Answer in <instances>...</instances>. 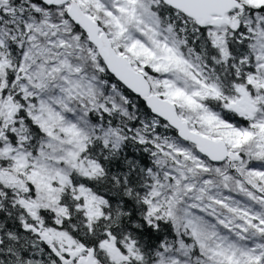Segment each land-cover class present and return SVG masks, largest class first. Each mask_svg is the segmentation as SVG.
Returning a JSON list of instances; mask_svg holds the SVG:
<instances>
[{"label":"snow or ice","instance_id":"1","mask_svg":"<svg viewBox=\"0 0 264 264\" xmlns=\"http://www.w3.org/2000/svg\"><path fill=\"white\" fill-rule=\"evenodd\" d=\"M0 264H264V0H0Z\"/></svg>","mask_w":264,"mask_h":264}]
</instances>
